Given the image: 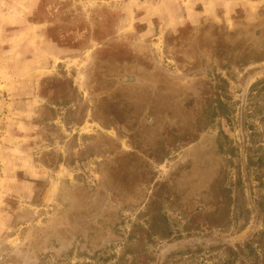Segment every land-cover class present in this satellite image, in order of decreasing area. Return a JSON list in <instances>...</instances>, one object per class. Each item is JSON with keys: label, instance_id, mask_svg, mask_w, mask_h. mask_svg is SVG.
I'll return each mask as SVG.
<instances>
[{"label": "rangeland", "instance_id": "374dc122", "mask_svg": "<svg viewBox=\"0 0 264 264\" xmlns=\"http://www.w3.org/2000/svg\"><path fill=\"white\" fill-rule=\"evenodd\" d=\"M0 264H264V0H0Z\"/></svg>", "mask_w": 264, "mask_h": 264}]
</instances>
